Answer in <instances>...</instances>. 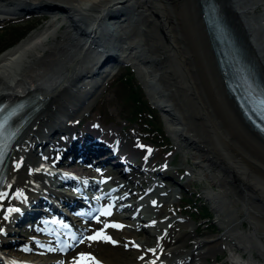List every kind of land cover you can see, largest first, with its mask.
<instances>
[{"label":"bare ground","instance_id":"obj_1","mask_svg":"<svg viewBox=\"0 0 264 264\" xmlns=\"http://www.w3.org/2000/svg\"><path fill=\"white\" fill-rule=\"evenodd\" d=\"M1 1H5L14 9L32 5L31 7L34 8H53L54 11L63 13L66 22H69L70 26L77 28L83 26V28H80L82 35L85 37L82 47L87 44L86 53L90 57L87 59L81 58L75 64H70L63 72L61 71L53 78L46 77L44 73L40 74L37 67L31 65L26 70L25 76L31 81L28 82V85L24 84L23 80L21 81L23 84L20 91H25L24 96L26 95V97L38 95L41 106L31 115L29 121L22 127L18 137L13 142L0 185V193H7L3 199H0V252L4 257L11 258L18 255L13 248L2 244L5 230L9 229L7 227L9 220L17 218H14V212L22 203L20 196L22 194L35 196L40 194L42 190L52 189L49 175L32 171V164L36 163L34 157L36 144L38 142L43 143L46 140L49 144H59L68 132L69 124L77 117L88 115L86 113L92 107L91 99L93 95L104 88L102 85L104 86V80L108 78L107 76L110 73V71L104 72L99 60L93 56L91 51L94 49L98 52V55H104L103 52L105 51V56L112 58L110 56L114 57V54L111 50L116 48L121 51L128 50L124 60L129 59L128 56L131 54L132 58L129 60L133 59V63L136 65L141 66V64L147 62L145 67L149 72L147 81L153 85L151 86L154 94L152 97H155V94L157 95L158 98L155 100L173 119L174 126L171 131L176 132L177 136L188 144L195 160L194 163L200 167V172L208 176L211 183L218 185L220 188L218 191L207 190L205 195L212 198V200L217 198L220 201L218 205H216L217 203L214 204L218 212L224 213L223 226L225 232L216 235V238L212 236L200 238L194 234L193 239L188 240L191 232L188 229L189 223H183L178 217L171 215L162 224L158 225V220L152 214L142 213L139 206L132 201L137 194L135 186L132 184H138L141 179L128 177V184L123 187V192L119 194V197L121 200V197L126 195L123 201H130L135 205L132 207L133 211L135 210V217L127 214L124 216L126 219L132 218L134 220H126V227L132 229L136 228L135 225L137 224L141 225V228L146 229L148 232L147 239L132 240L133 234L119 239L110 232L112 228L105 231V224L99 223L94 227V230L103 231L104 235L111 237V240L115 243L103 239L90 241L89 245L84 248L86 250L83 253L94 256L100 261V264H145L152 262L154 259L161 260L165 264H191L193 261H201L207 254L220 249L223 245V237L228 234L231 235L232 239L230 246L243 248L249 252L250 257H247V260L245 259L243 262L240 260L241 264H264V260L259 262L251 257L254 250L258 256L264 259V187L259 186L255 179L251 178V172L254 170H256L255 172L258 171V175L259 172L262 173L261 175L264 174V138L243 118L234 98L227 92L200 12L196 16L197 22L201 26L198 28L199 30L197 32L194 30L196 33L192 31L194 26L192 30H187L190 25H195L193 17L196 13L193 15L191 1L187 0L190 7L184 4L185 0H169L166 3L159 0L163 4H160L158 0ZM218 1L222 5L224 17L233 26L245 51L255 58L260 75L264 79V63L256 54L251 43L254 41L258 45L257 32L249 27V23L243 26L240 20V17H247L250 12L249 9L253 7L246 8V5L240 4V2L236 4L234 0ZM257 4L262 6L263 11H260V13L261 19L264 20V0H259ZM185 10H187L186 15L184 14ZM109 14L111 15L108 16ZM188 15L192 18L187 17ZM130 17L134 20H130ZM76 21L80 22L81 26H78ZM51 22L43 25L37 33L26 37L11 50L14 53L21 51H27V54L31 53V55L33 52L36 53L37 56L35 55L34 58L37 59L34 64L42 65L45 68V73L50 72L52 74V67L57 62L56 55L62 52L64 48L63 44L53 46L43 41L50 33L51 24L54 25L52 35L56 36L58 35L57 32L60 31L59 21L57 23ZM261 26H263L264 31V21ZM102 28L106 29L107 33L116 34V45L102 39ZM156 32H158L157 39L154 37V35L157 37ZM124 34L125 37H123ZM193 35H197L195 36L196 40H194ZM199 46L202 47L203 51L199 50ZM11 54L13 52H9V55ZM171 56H175L176 59L182 62L185 67L183 69L186 70L187 77L189 76L186 78L187 81L182 79L176 66L168 62ZM7 58L4 56L1 59ZM87 60L91 62H87ZM105 65V68H107V66H110V62ZM25 77L23 79L27 80ZM0 85L2 86L0 99L19 97L16 95L18 89H13L4 80L0 79ZM198 85L204 90L202 92L207 97V105L199 97ZM193 102L197 105L195 106ZM210 110L215 115L214 119L216 120L209 117L208 112ZM215 121L219 123L221 131H219L218 136L225 147L231 150V152L228 151L231 153L229 155L226 154L227 151L224 152L217 145L218 143L214 142L215 139L211 136V132L215 130ZM85 125L89 129L87 123ZM244 127L247 128L246 133L248 135L244 132ZM58 129L64 131L56 138L55 134L57 133L54 134V132ZM103 131L111 134L120 148L126 152H130L132 148L148 152V148L137 138L128 141L122 140V136L118 135V130L112 126ZM86 133L81 132L80 136H84ZM92 143L89 152L98 149L97 145ZM121 158L124 165H131L130 157L122 156ZM149 159L150 156L144 159L145 165L143 164L140 168L142 172L159 170V174H164L167 171V167L163 164H160L158 168H148L146 165ZM212 164L217 166L216 169L211 168ZM248 167L253 170L250 171L251 168L248 169ZM135 168L139 169V165ZM71 172L92 182L98 180L97 176L90 171L83 173L79 169H73ZM261 179L263 180V178ZM110 180L113 184L119 186L118 180L113 178ZM37 185L41 188L37 189ZM156 201H159V199ZM33 210L34 207H31L30 212ZM241 213H245L244 218ZM244 220L249 223L247 231H241L238 227ZM260 224H263V226ZM148 225L153 226V228L147 229ZM156 230L159 233L163 230L165 232L159 239V243L154 247H150L149 243L154 238ZM122 241L123 243L119 247ZM190 242L192 246L187 248L185 243ZM131 247L136 249L142 256H131V252H134ZM229 249L232 250L230 247ZM77 250L78 253H74L73 257L68 258L65 264H73V259L80 254V247ZM20 256L36 263H40L45 259L48 260L49 264H61L59 256L49 252L22 254ZM234 257H239V255H234Z\"/></svg>","mask_w":264,"mask_h":264},{"label":"rangeland","instance_id":"obj_2","mask_svg":"<svg viewBox=\"0 0 264 264\" xmlns=\"http://www.w3.org/2000/svg\"><path fill=\"white\" fill-rule=\"evenodd\" d=\"M163 1L166 3L169 0H166V1L163 0ZM190 1H191V8H192L193 15L196 13L195 16L193 17V23L195 25H190L189 27H187V30L189 29L192 30V27L194 26L192 31L195 30L197 32L199 30L198 28L201 27L200 23H198L196 19V16L200 12L199 4H198L199 0L198 1L196 0L194 2L193 0H190ZM234 1L238 4L240 2V4L242 3L246 5L247 6V7L245 6L246 8H249V6L253 7L251 8L252 10L249 9L250 12L251 11L252 12L251 13L249 12V15H247V20L249 23V27L253 28L254 31L257 32L256 37L258 38L257 40L258 45L254 44V42L252 43H253V46L255 47L256 54L260 57V59L264 63V38H263L264 31L262 29L263 26H261L264 20L261 19L262 16L260 13V11H263V9L261 8L262 6L257 4L259 0H234ZM158 2L160 4H163L159 0ZM184 4L187 7H190V5H188L187 0L184 1ZM23 5L27 6L25 4ZM119 5H123V4H119ZM129 11L131 12V10ZM186 13H187V10H185L184 14L186 15ZM110 15L111 14H109L108 16ZM27 16H24L25 17L24 19H21L15 22L0 21V48L6 43H9L12 39H14V37L18 35L19 31H22L30 26L31 27L36 26V29H37V28H41L43 25H46L48 22H51V21H52L51 23H57L59 21L60 24L61 22L66 21L63 19V17H56L57 15L48 13L47 9L45 8H35V10H33V12L28 13ZM187 17L192 18V16L190 15H188ZM130 20H134V19L130 17ZM67 23L68 25L70 24L69 22ZM76 24L78 26L79 25L81 26L80 22L78 21H76ZM80 28H83V26ZM59 30L60 31L57 32L58 35H61L63 36V38L67 39L68 43L73 42L72 37L70 38V36H73V33L72 34L69 33L70 31L74 32L71 26H68V27L62 26L61 28L59 27ZM156 33H157V37L156 35H154V37L157 39L158 32ZM96 34H98V32H96ZM195 36L197 35H193L194 40H196ZM101 37L102 39L107 40L109 43L113 45H116L117 43L116 34L107 33V30L104 28H102ZM123 37H125V34ZM47 41L48 42L46 43L50 44L51 41H54V38L50 37L49 40ZM201 48L202 47L199 46V50L203 51V49ZM111 51H113L115 55L117 54V58L119 57V59L115 61L113 70L107 76L108 78L104 80L105 84L104 86L102 85V87L104 88L102 90L101 89L98 90L93 95L91 99L93 106H92V112L89 114V119L98 118L99 120L101 119V121L103 122L101 123L104 124V126H109L113 124L114 127H116L118 130H123V132L125 133H129V132L130 134L135 133L139 141H141L143 144L148 145L152 148L151 151L153 154H151V158H150L151 161L148 164H150V166L156 167L164 163L165 166H167V168L169 169V173L174 175L175 178H178L179 180H181L182 190L183 189L186 190L185 192H183V197L179 199V195L181 193L178 189H175L173 192L174 193L173 201H170L168 203V207L163 209L162 212L160 211L155 212V215L158 213L156 216L158 215L161 216L162 214H167V213L176 214L177 216H182L184 219L187 220L186 222L189 223V226H188L189 228L188 227L187 228L191 230L188 240H192L195 235L199 236L200 238L210 237V236H212L213 238H216L217 237L216 235L223 234L225 232V227L223 226L224 225L223 220L225 219L224 218L225 216H223L224 213H220V211L218 212V210H216L215 208V204L217 203L216 205H218L220 201L217 200V198H215V200H212V198H208L205 195V192L207 190L208 191L209 190L218 191L220 190V188L218 185L211 183L208 176L200 172L199 170L200 167L194 163L195 160H194V157L192 156V153L190 151L188 144L185 143L181 138H179L176 132L171 131L174 126V122L172 121L173 119L170 118V115L155 100L158 98L157 95L155 94V97L154 96H153L154 98L152 97V95L154 94H153V87L151 86L153 85L151 84V82L148 83L147 81L149 77V72H147V68L145 67L147 65L146 64L147 62H145L144 64H141V66L136 65L135 63H133V59H131L132 61L129 60L130 58H132L131 54L128 56L129 59H126L128 61L124 60L125 55L128 53V50L121 51L115 48V49H112ZM35 54L36 53L33 52L32 55H29V58H32V56L34 57ZM103 54L105 55L106 52L104 51ZM173 60L175 63L173 62ZM87 62H91V61L87 60ZM168 62L176 66L177 70L180 73V76L182 77L184 81L188 80L186 78H188L189 76L187 77L186 70L183 69L184 66L182 62L176 59L175 56L174 57L171 56ZM26 63L27 61H24V64ZM176 63L179 66V68L176 65ZM179 63H181L182 65ZM183 70L185 71V73ZM124 74H126L125 76L128 77L127 80L125 81L129 82L130 84L129 87L131 88V86H133L134 88V91L132 94L129 93L128 85L126 84L125 81H123L124 79L122 80ZM198 89H199V97H201V100H203V102L207 105L206 101L208 100H207L205 93L202 92L203 88L200 85H198ZM134 97H138L141 100V102L135 101ZM189 104L191 105L192 103H189ZM193 104L195 106L197 105L194 102ZM139 107H142V110L137 111ZM149 112L152 114V116L149 114ZM212 113L213 112L211 110L210 112H208L209 117L213 120L215 118V115H213ZM210 114H212L213 116ZM86 118L87 117H83V120L84 121L87 120ZM149 122H151L153 125H150ZM214 123L216 125V126L214 125L215 130L211 132L212 134L211 136L213 137V139H215L214 142H216V144L218 143L217 145L220 146L224 152L227 151L226 154L228 155L231 154L229 153L231 152V150L229 149L230 150L229 151L225 147V145L223 144V141L218 136L219 131H220L219 123L217 121H215ZM246 130L247 128L244 127L245 133H246ZM220 136H222V134H220ZM238 165H241V164H238ZM215 167L217 166L215 164L214 165L212 164L211 168L213 170L216 169ZM250 168L251 167H248V169ZM252 170L253 169L251 168L250 171ZM255 171L256 170L252 171L253 173L251 172V178L253 180L255 179V181L257 182L259 186L264 187V184H263L264 174L261 175L262 173L259 172V175H260L259 176L257 174L258 171L257 172ZM257 175L259 178L257 177ZM138 176H140V174ZM261 178H263V180ZM156 179L159 180V182H162L164 178L156 177ZM259 179L262 180V181L260 180L262 183L259 181ZM177 205L180 207L181 213L176 212V210H178ZM193 206H196V207L198 206L200 210H204V208L209 206L210 212L209 211H208L209 213L207 212L208 215L205 214L206 216H208V219H206L207 217L202 218L198 214V212L193 211L195 210ZM192 211L193 213H191ZM186 214H192L195 221L193 219L191 220V218L188 217ZM241 216L244 218L245 213H241ZM260 225L263 226V224H260ZM238 227L241 231H247L249 228V223L246 220H244L242 224H239ZM117 233L121 234V232H117ZM146 236H147L146 233L145 234L141 233V235L138 238H146ZM117 237L119 239L121 238L119 236ZM154 239L152 240L151 244L155 243ZM122 243L123 241L120 242L119 247L121 246ZM231 243H232L231 235L225 234V237H223L222 247L220 249H216V252L213 251V253L211 252L207 254L205 258L201 259V261L199 260V263L200 264H229L231 263V260L229 259L230 258L229 252L231 249H229V247L235 250L234 251L235 255H238V254L243 255V260L245 259L247 260V257H250L249 252H247V250L243 248L239 249L234 246H230ZM185 245L187 248L192 246L191 242L188 244L185 243ZM134 255H136V251L131 252V256H134ZM251 257L253 260L255 261L257 260L259 262H262L264 260L263 257L258 256L257 252L254 250L252 252Z\"/></svg>","mask_w":264,"mask_h":264},{"label":"snow or ice","instance_id":"obj_3","mask_svg":"<svg viewBox=\"0 0 264 264\" xmlns=\"http://www.w3.org/2000/svg\"><path fill=\"white\" fill-rule=\"evenodd\" d=\"M17 167H19V165H17ZM6 195H7V193H0V199H3ZM10 211H12V210L10 209ZM15 211H19V209H15ZM101 214L102 215H111L110 211H107V210H105ZM5 219H7V217H5ZM98 222H99V220H98ZM65 227H67V226H65ZM109 227H122V225H118V224H105L104 225V228H109ZM87 239L90 241L103 239V240H107V241H111V242L115 243V241L111 240V237L104 235L103 232H97L93 236H88ZM81 242H83V241H81ZM141 259H143V257H141ZM73 264H100V261L90 254L80 253L79 258L74 260ZM153 264H155V262H153Z\"/></svg>","mask_w":264,"mask_h":264},{"label":"water","instance_id":"obj_4","mask_svg":"<svg viewBox=\"0 0 264 264\" xmlns=\"http://www.w3.org/2000/svg\"><path fill=\"white\" fill-rule=\"evenodd\" d=\"M205 1H206V0H199V3L201 4V7H204V8H205V4H204ZM214 1H216V4H217V6H218V8H219V10H220V12H221V14H222V16H223L225 22L227 23L229 29H230L231 32L234 34V36H235V38L237 39V41L239 42V44L242 46V43H241V41L239 40L238 35L236 34V32H235L233 26H231V25L229 24V22L226 20V18L224 17V14H223V11H222V5L220 4V2H219L218 0H214Z\"/></svg>","mask_w":264,"mask_h":264},{"label":"trees","instance_id":"obj_5","mask_svg":"<svg viewBox=\"0 0 264 264\" xmlns=\"http://www.w3.org/2000/svg\"><path fill=\"white\" fill-rule=\"evenodd\" d=\"M131 90H132V91H131V94H132L134 90H133L132 88H131ZM135 99H136V100H139L138 97H135Z\"/></svg>","mask_w":264,"mask_h":264}]
</instances>
